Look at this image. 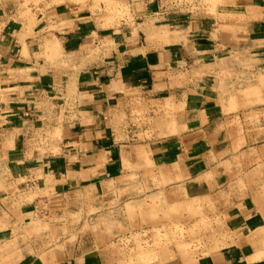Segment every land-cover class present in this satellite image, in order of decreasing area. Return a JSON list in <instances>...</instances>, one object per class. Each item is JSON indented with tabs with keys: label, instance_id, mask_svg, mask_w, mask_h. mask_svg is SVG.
Segmentation results:
<instances>
[{
	"label": "crops",
	"instance_id": "0c3cea01",
	"mask_svg": "<svg viewBox=\"0 0 264 264\" xmlns=\"http://www.w3.org/2000/svg\"><path fill=\"white\" fill-rule=\"evenodd\" d=\"M104 1L130 2L133 22L103 26V0H45L29 13L23 0H0V264H115L102 249L27 240L40 202L82 205L86 194L152 183L151 173L163 190L220 199L254 189L242 180L263 172L264 85L233 100L224 77H264V0H223L214 13ZM167 103L178 108L175 133ZM139 110L146 129L134 122ZM144 155L152 171L139 167ZM254 197L218 202L223 245L164 249L152 264H264V203Z\"/></svg>",
	"mask_w": 264,
	"mask_h": 264
},
{
	"label": "rangeland",
	"instance_id": "374dc122",
	"mask_svg": "<svg viewBox=\"0 0 264 264\" xmlns=\"http://www.w3.org/2000/svg\"><path fill=\"white\" fill-rule=\"evenodd\" d=\"M42 1L45 0H23V5L29 13L30 4H39ZM164 2L177 7L185 3L191 8L213 13L223 4V0ZM103 3L101 7L98 2L95 6L102 17L103 26L133 22L135 9L133 10L130 2L112 4L103 0ZM259 73L240 70L235 73V77H230V83H227V78L224 77V89L230 88L234 91L230 95L233 100L258 97V88L255 86L259 83L264 85V77ZM165 107V116L171 123V133H175L178 108L173 103H167ZM136 113L134 122L139 123V128L146 129L145 111L139 110ZM161 114L162 109H155V122H151L150 129L160 127L156 120ZM253 119L255 118L252 116L248 120L252 122L251 127L259 123L258 118ZM55 135L52 134L53 137ZM146 135V132L138 134V138ZM139 160L142 162L140 168L152 171L149 167L152 163L146 155ZM126 166L128 171L132 169L129 162ZM254 171L255 173L242 180L247 181L242 183L244 187L253 185L254 189L228 190L220 199L216 197V192H207L196 197L189 192L182 194L173 188L171 191L163 190L161 186L164 181L157 182L155 175L151 173L149 175L152 183L146 184L144 179L143 185L134 191L121 192L113 187L111 191L98 197L86 194L80 198L82 205L69 207L60 201L53 206H47L40 202L39 205L33 206L26 239H38L44 246L61 249L74 247L78 252L102 249L108 253V260L115 264H152L159 261V253L168 248L192 255L204 254L212 247L223 245L222 241L225 239L222 211L219 210L221 205H218V202H225L228 198H242L248 194L255 196L256 202L264 203V165L261 174L257 172V168ZM144 176L146 177V174ZM126 179L130 182L133 176L130 175ZM152 184L156 189H148Z\"/></svg>",
	"mask_w": 264,
	"mask_h": 264
},
{
	"label": "built area",
	"instance_id": "2783aa9c",
	"mask_svg": "<svg viewBox=\"0 0 264 264\" xmlns=\"http://www.w3.org/2000/svg\"><path fill=\"white\" fill-rule=\"evenodd\" d=\"M176 2H177V0H176ZM179 8H186L187 10H189L191 8V6L186 5L185 3H182V6L181 7L179 6Z\"/></svg>",
	"mask_w": 264,
	"mask_h": 264
},
{
	"label": "bare ground",
	"instance_id": "6f19581e",
	"mask_svg": "<svg viewBox=\"0 0 264 264\" xmlns=\"http://www.w3.org/2000/svg\"><path fill=\"white\" fill-rule=\"evenodd\" d=\"M118 4V3H117ZM116 5V4H115Z\"/></svg>",
	"mask_w": 264,
	"mask_h": 264
}]
</instances>
